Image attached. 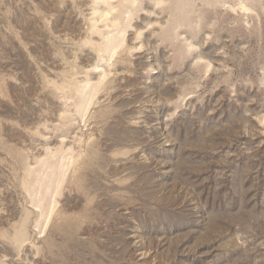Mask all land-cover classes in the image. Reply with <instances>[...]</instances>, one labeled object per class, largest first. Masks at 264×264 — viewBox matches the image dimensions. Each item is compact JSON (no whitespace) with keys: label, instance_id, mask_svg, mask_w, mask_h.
<instances>
[{"label":"rangeland","instance_id":"rangeland-1","mask_svg":"<svg viewBox=\"0 0 264 264\" xmlns=\"http://www.w3.org/2000/svg\"><path fill=\"white\" fill-rule=\"evenodd\" d=\"M0 264H264V0H0Z\"/></svg>","mask_w":264,"mask_h":264},{"label":"bare ground","instance_id":"bare-ground-1","mask_svg":"<svg viewBox=\"0 0 264 264\" xmlns=\"http://www.w3.org/2000/svg\"><path fill=\"white\" fill-rule=\"evenodd\" d=\"M143 254V253H142Z\"/></svg>","mask_w":264,"mask_h":264}]
</instances>
